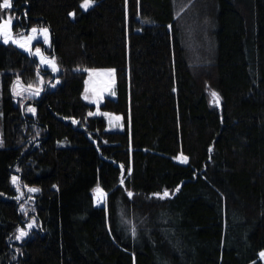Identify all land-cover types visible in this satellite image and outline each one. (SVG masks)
Masks as SVG:
<instances>
[{"label": "trees", "instance_id": "trees-1", "mask_svg": "<svg viewBox=\"0 0 264 264\" xmlns=\"http://www.w3.org/2000/svg\"><path fill=\"white\" fill-rule=\"evenodd\" d=\"M12 2L0 17L47 25L60 71L0 39V264H264V0ZM93 67L115 69L122 131L89 115Z\"/></svg>", "mask_w": 264, "mask_h": 264}, {"label": "rangeland", "instance_id": "rangeland-1", "mask_svg": "<svg viewBox=\"0 0 264 264\" xmlns=\"http://www.w3.org/2000/svg\"><path fill=\"white\" fill-rule=\"evenodd\" d=\"M82 3H81V5H82ZM9 16L12 17V20H16V18H17L15 15H13L11 13H10ZM7 18H5V19H7ZM32 27H36L38 29L41 28V27H45V28H48V30H49V35H48V41L47 42L44 41V38H43L42 34H40L39 32L36 34V38L33 39L30 42V44H29L32 52L34 53L35 49L39 48L41 50V54L44 57H46V58L55 57L54 55H50V54H48L45 51V49L47 47H51L52 46V32H51L50 28L47 25H33V26L30 27V29ZM30 29L29 30H18V31H15V33H13V35L16 38H18V39L26 38L29 35H31ZM21 49L23 51H25V52L30 54V52L28 50H26L24 48H21ZM30 55H32L37 60L39 67L48 69L50 72H53V73H58L60 71V65H59L56 57H55V62H56L58 70L57 71H53L51 65L41 62L40 56L33 55V54H30ZM110 69H114V68H112V67H93V68L85 69L87 74H86V77H85L84 88H83V91H82V98H83L84 101L95 105L94 110H92L90 112V113H92V115H90V116H102L105 119V121H106V129L107 130L122 131L126 127V122H125L124 116L121 113H118V112H115V111H112V110H108V109H105V108L102 107V104L104 103L106 98H113V99L117 98V79H116V74H115V71L114 72H109L108 70H110ZM91 70H95V71H91ZM2 78H3V76H2V73L0 72V142H2V144H0V147H2L4 145V139H3V111H2V102H3V97H2L3 80H2ZM20 85H22L24 88H27V86H28V85L23 84L19 78H16L13 81V83H12V90H13L14 86L18 87ZM35 89H37V87H33V90H35ZM13 93H14V91H13ZM40 93H41V90H40ZM212 93H217L218 96H219V100H220V95L215 90H209L210 102H211L212 105H216L217 102H215V98L213 97ZM14 95L16 97L22 98V97H26V96L37 97L40 94L39 95H34L32 92L24 91L22 95H16V94H14ZM85 97H87V99H85ZM29 107L34 108L35 109L34 113H36L37 105L35 103H32V104L27 103V105H26L27 112L33 114V112L28 111ZM180 160L182 161L183 158H181ZM100 190L101 189H99V188H96L94 190V204L96 206H105L106 205L107 193L104 192V191L101 192ZM165 190H167V192L169 193V195L167 197L173 195L175 193V191H176V190L172 191V190H169V189H165ZM165 190H163L162 192H159V194H161V195L157 196V197L165 198V197H163V193H164ZM104 194H106V196ZM33 220L35 221V217L34 216H32L31 219L28 220L25 223V226H20L19 228H24L29 233L31 231V229L36 227V222H35L31 229L27 228V225L29 223H32ZM17 234L18 233H16V235ZM16 235L13 238V240L14 241H18V242H21L24 238L27 237L26 236L23 239H19L18 240V239H16Z\"/></svg>", "mask_w": 264, "mask_h": 264}, {"label": "snow or ice", "instance_id": "snow-or-ice-1", "mask_svg": "<svg viewBox=\"0 0 264 264\" xmlns=\"http://www.w3.org/2000/svg\"><path fill=\"white\" fill-rule=\"evenodd\" d=\"M94 3V0H83V3L81 5V7H83L85 10H87V8L89 6H91ZM13 8V2L12 0H0V9L2 10H9ZM25 17L27 16V12L24 13ZM70 15H74V13H70ZM12 17L8 16L7 19H4L3 17H0V39H2V41L4 43H8L9 41H11L13 44L18 45L21 48H24L26 50H28L30 52V54L33 55H37L40 56L41 62L45 63V64H49L51 65L53 71H57V65L55 62V57L52 58H46L41 54V50L39 48L35 49V52L33 53L29 44L30 42L36 38V34L39 32L40 34L43 35L44 41L47 42L48 41V35H49V30L48 28L45 27H41V28H36V27H32L30 29L31 31V35H29L26 38L23 39H18L13 35L12 32ZM171 27V26H169ZM91 71H95V70H91ZM109 72H114V69H110L108 70ZM42 82V81H41ZM14 94L16 95H22L24 91H29L32 92L34 95H39L40 94V89H35L33 90V86L31 84H29L27 86V88H24L22 85L20 86H14L13 88ZM213 97L215 98V102H219V96L217 93H212ZM85 99H87V97H85ZM28 111L30 112H35V109L32 107L28 108ZM89 115H92V113H89ZM75 122V121H74ZM0 144H2V142H0ZM184 161L187 162V157H184ZM122 167V166H121ZM17 177H13L12 181L13 184L17 183ZM121 183H123V180H121ZM17 188L19 189V185H17ZM29 192H38L40 191L38 188H29L28 189ZM177 191H179V188L176 189ZM101 192H103V190H100ZM106 196V194H104ZM128 195L131 197L133 194L131 192L128 193ZM156 196H160L161 194L156 193L154 194ZM169 195V193L167 192V190L164 191L163 193V197H167ZM23 210V209H22ZM35 223V221L33 220L32 223H29L27 225L28 229H31L33 227V224ZM17 235H16V239H23L24 237L28 236V231H26L24 228H19L17 229ZM133 235H135V229L133 228ZM262 255H264V253H262Z\"/></svg>", "mask_w": 264, "mask_h": 264}, {"label": "flooded vegetation", "instance_id": "flooded-vegetation-1", "mask_svg": "<svg viewBox=\"0 0 264 264\" xmlns=\"http://www.w3.org/2000/svg\"><path fill=\"white\" fill-rule=\"evenodd\" d=\"M13 22H14V28H17V26L19 25V23H17V20H13Z\"/></svg>", "mask_w": 264, "mask_h": 264}, {"label": "water", "instance_id": "water-1", "mask_svg": "<svg viewBox=\"0 0 264 264\" xmlns=\"http://www.w3.org/2000/svg\"><path fill=\"white\" fill-rule=\"evenodd\" d=\"M12 32L14 33V22L12 23Z\"/></svg>", "mask_w": 264, "mask_h": 264}]
</instances>
